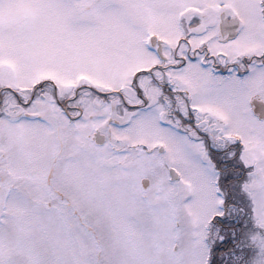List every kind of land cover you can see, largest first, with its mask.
<instances>
[{
  "label": "snow or ice",
  "instance_id": "obj_1",
  "mask_svg": "<svg viewBox=\"0 0 264 264\" xmlns=\"http://www.w3.org/2000/svg\"><path fill=\"white\" fill-rule=\"evenodd\" d=\"M0 264H264V0H0Z\"/></svg>",
  "mask_w": 264,
  "mask_h": 264
}]
</instances>
